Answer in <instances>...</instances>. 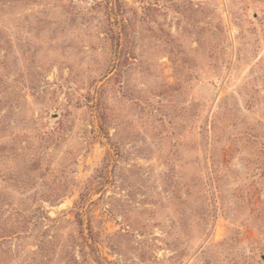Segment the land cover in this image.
Instances as JSON below:
<instances>
[{
	"label": "rangeland",
	"instance_id": "obj_1",
	"mask_svg": "<svg viewBox=\"0 0 264 264\" xmlns=\"http://www.w3.org/2000/svg\"><path fill=\"white\" fill-rule=\"evenodd\" d=\"M0 264H264V0H0Z\"/></svg>",
	"mask_w": 264,
	"mask_h": 264
}]
</instances>
